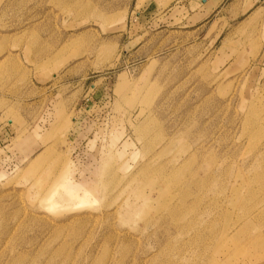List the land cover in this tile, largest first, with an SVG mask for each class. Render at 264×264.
Returning a JSON list of instances; mask_svg holds the SVG:
<instances>
[{
  "label": "rangeland",
  "instance_id": "1",
  "mask_svg": "<svg viewBox=\"0 0 264 264\" xmlns=\"http://www.w3.org/2000/svg\"><path fill=\"white\" fill-rule=\"evenodd\" d=\"M0 264H264V0H0Z\"/></svg>",
  "mask_w": 264,
  "mask_h": 264
}]
</instances>
